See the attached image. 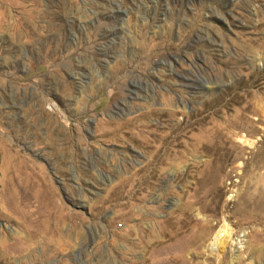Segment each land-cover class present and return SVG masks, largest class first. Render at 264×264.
I'll return each instance as SVG.
<instances>
[{
  "label": "rangeland",
  "instance_id": "rangeland-1",
  "mask_svg": "<svg viewBox=\"0 0 264 264\" xmlns=\"http://www.w3.org/2000/svg\"><path fill=\"white\" fill-rule=\"evenodd\" d=\"M260 58L264 0H0V264H264Z\"/></svg>",
  "mask_w": 264,
  "mask_h": 264
},
{
  "label": "bare ground",
  "instance_id": "bare-ground-1",
  "mask_svg": "<svg viewBox=\"0 0 264 264\" xmlns=\"http://www.w3.org/2000/svg\"><path fill=\"white\" fill-rule=\"evenodd\" d=\"M234 52H235V56H238V57H241L242 56L239 51L235 50ZM251 60H250L251 64H254L255 62H252ZM262 61L264 62V59L263 58H260L257 61V64H258L257 66L259 68H261V66L264 64V63H262ZM238 71H239L238 75H246L248 77V79L249 78L252 79V77H253L251 73L245 74L243 72V70H238ZM263 76H264V74L261 77L264 78ZM261 77H257L255 79V81L257 82L258 80H260ZM164 99H165L166 102H168V104H170L172 102H175V101H182L183 102V100H184L182 96H177V95L176 96L175 95H171L169 97L167 96ZM171 105H173V104H171ZM151 112H152V109L151 110L144 111V112L140 113V116L141 117H147ZM176 112H177L176 109L175 110L169 109L168 114L171 117ZM163 114L164 113L161 112L160 113V116H162ZM202 119H203V117L202 118H196V120L192 124H187L185 127L177 126V127L173 128V129H171L169 132H166L165 134H161V133H159V131L154 130V131H151L148 135H146L144 133V129H142V127H140V129L138 131V134L142 137V143L145 141L147 143H150V145H152L154 147V150H153L154 156H153V159L151 161H153L154 159H156L155 158L156 154H158V152L161 151V150H163V149H165L168 153H179V150H178L179 148L177 146L182 145V144L185 143L184 142L185 137L191 132V129H189V126H194L195 123H199ZM239 121H242V120H239ZM251 123H252L251 121H244V123H242V124H243V126H247L248 128H251L252 125L254 126V124H251ZM240 124H241V122H240ZM210 135H212V134L210 132L205 131V129L202 128V127H200L197 132L191 133V137H193L195 139V143L194 144L197 147L198 153H200L202 151H205L207 149H213V150H215V156L212 157L209 161L207 159L208 162L205 163V165H207V166L210 167V173L206 177L205 183H204L205 188H206V194H207V196H209V198L211 200H214L215 197L212 194V188H213V184H214L215 178H216V170H217V168L219 166L220 158L222 159V158H226L227 156H229L230 155V151L224 145H218L217 143H215V144H209V142H207L206 139H207V136H210ZM213 137H214V139L218 138L216 136H213ZM240 139L242 140L243 143H246L248 145H251L254 142V139L248 138L246 135H244V136L242 135L240 137ZM202 169H204V168H202ZM198 170H199V168L197 169V171ZM200 174H201V172H200ZM231 233H232L231 232V228H230L229 224L225 221V223L222 225V227L220 228V230L217 232V234L213 238L212 248L214 250H218L219 252H222L223 249L225 248L226 243L231 238Z\"/></svg>",
  "mask_w": 264,
  "mask_h": 264
}]
</instances>
